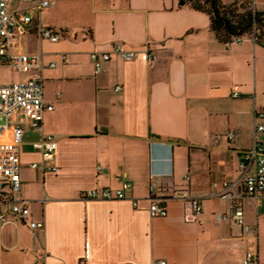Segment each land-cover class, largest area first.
<instances>
[{
    "label": "crops",
    "instance_id": "0c3cea01",
    "mask_svg": "<svg viewBox=\"0 0 264 264\" xmlns=\"http://www.w3.org/2000/svg\"><path fill=\"white\" fill-rule=\"evenodd\" d=\"M47 1L39 13L25 0L8 9L60 35L52 42L31 32L16 47L41 55L44 100L53 105L43 132L57 140L58 170L31 167L41 161L32 143L42 133L26 131L20 196L30 217L0 223V264H35L36 253L44 264H238L250 248L264 262V191L244 203L255 239L232 221H216L227 200L205 198L222 173L236 177L240 151L253 145L254 110L264 111V46L245 37L226 47L209 16L179 0ZM255 3L264 13V0ZM116 43L138 57L111 53L96 73L92 53ZM11 73L14 81L6 83L29 75ZM257 138L264 141V133ZM151 181L166 200L164 218L147 210ZM123 183L131 185L125 199L81 198L85 190ZM178 194L203 197V213L196 216ZM30 221L43 229H30Z\"/></svg>",
    "mask_w": 264,
    "mask_h": 264
},
{
    "label": "built area",
    "instance_id": "2783aa9c",
    "mask_svg": "<svg viewBox=\"0 0 264 264\" xmlns=\"http://www.w3.org/2000/svg\"><path fill=\"white\" fill-rule=\"evenodd\" d=\"M10 1L12 0H0V68L29 75L23 81L0 83V223H6L9 218L16 222H24L30 217L29 201L20 196V145L26 131L38 130L42 133L41 138L32 143L33 149L39 151L41 161L32 163L31 167L41 168L43 171L58 170L53 164L58 149L57 140L52 135L43 132L44 114L52 111L53 105L44 100L43 80L39 75L42 68L41 55L17 52L16 47L19 38L31 32H34L41 40L52 42H56L60 35L50 28L41 25L33 26L31 15H12L8 9ZM25 1L36 3L35 10L38 13L50 6L47 0ZM243 1L249 2L253 12L256 10L255 0H237L239 3ZM245 37L253 45L262 44L264 46V37H260L255 30L250 35L233 37L223 44L230 47L233 43H241ZM111 53L124 61H131L138 57V52L127 49L123 43H116L110 52L92 53L96 73L103 71V63L110 60ZM154 58L153 53L147 49L146 62L151 64ZM115 90L120 91L121 87L116 86ZM231 96L237 97L238 94L231 91ZM254 112V142L249 149L240 151L236 177L229 178L222 173L221 179L212 181L211 190L205 198L227 200L229 203L227 211L216 213V221H232L241 226L243 232L255 239L256 230L245 223L244 215V203L255 202L264 191V141H259L257 138L258 133H264V111L255 109ZM227 138L233 141L234 133L228 132ZM130 188L129 183H123L120 188L113 191L108 188L88 189L81 193V198L122 200L126 198L125 193ZM178 195L190 203L196 216L203 213V197L190 194ZM146 200L147 210L151 217L164 218L167 216L166 200L154 181L149 184ZM131 201L133 207L138 208L137 201L133 199ZM28 225L32 230L44 227L43 222L30 221ZM44 261V254H35V264H44ZM79 264H84V262L81 261ZM238 264H264V262H259L255 250L250 248Z\"/></svg>",
    "mask_w": 264,
    "mask_h": 264
},
{
    "label": "trees",
    "instance_id": "16d2710c",
    "mask_svg": "<svg viewBox=\"0 0 264 264\" xmlns=\"http://www.w3.org/2000/svg\"><path fill=\"white\" fill-rule=\"evenodd\" d=\"M178 4L207 14L210 29L222 43L250 35L253 30L264 37V13L253 12L248 1L224 5L220 0H179Z\"/></svg>",
    "mask_w": 264,
    "mask_h": 264
},
{
    "label": "rangeland",
    "instance_id": "374dc122",
    "mask_svg": "<svg viewBox=\"0 0 264 264\" xmlns=\"http://www.w3.org/2000/svg\"><path fill=\"white\" fill-rule=\"evenodd\" d=\"M9 81H14L12 73L6 68H0V82L6 83Z\"/></svg>",
    "mask_w": 264,
    "mask_h": 264
}]
</instances>
